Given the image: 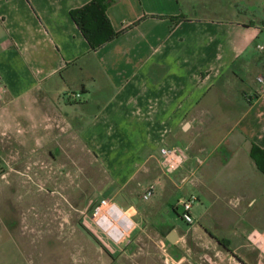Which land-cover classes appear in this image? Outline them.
<instances>
[{
  "label": "crops",
  "instance_id": "obj_1",
  "mask_svg": "<svg viewBox=\"0 0 264 264\" xmlns=\"http://www.w3.org/2000/svg\"><path fill=\"white\" fill-rule=\"evenodd\" d=\"M237 1L228 19L220 3L112 0L107 17L123 32L92 52L70 17L90 0H0V99L15 113L26 101L47 133L72 134L117 191L139 178L147 187L160 148L188 144L172 176H193L194 223H152L172 264H264V174L249 156L252 145L264 151V20L241 18Z\"/></svg>",
  "mask_w": 264,
  "mask_h": 264
},
{
  "label": "rangeland",
  "instance_id": "obj_2",
  "mask_svg": "<svg viewBox=\"0 0 264 264\" xmlns=\"http://www.w3.org/2000/svg\"><path fill=\"white\" fill-rule=\"evenodd\" d=\"M236 1L196 0L200 5L220 3L223 11L218 16L228 19L236 16ZM237 2L241 18L264 20V0ZM201 9L200 16H216L212 9ZM19 109L20 115L5 97L0 99V264H172L174 251L152 223L162 229L181 224L177 201L187 198L192 174L173 177L179 169L168 174L150 161L147 187L156 189L153 197L142 199L147 187L140 178L117 191L84 144L60 127L47 133L48 121L29 117L26 101ZM196 141L202 144L204 136L199 134ZM219 150L210 156H218ZM192 151L200 159L207 157L205 151ZM182 179L186 181L180 183ZM101 199L116 205L131 222L118 243L110 241L92 218V208ZM256 200L263 210L264 196Z\"/></svg>",
  "mask_w": 264,
  "mask_h": 264
},
{
  "label": "built area",
  "instance_id": "obj_3",
  "mask_svg": "<svg viewBox=\"0 0 264 264\" xmlns=\"http://www.w3.org/2000/svg\"><path fill=\"white\" fill-rule=\"evenodd\" d=\"M257 49L264 51V45L257 46ZM159 152V165L162 171L168 174L180 169L188 159L187 147H162ZM185 181L186 179H182L180 183H184ZM153 195L154 187L149 186L144 190L142 199L148 201ZM197 199V196L190 195L178 203V208H180L179 218L187 225L194 223L191 210ZM123 215V212L116 205L110 204L106 199L99 200L92 208V218L97 228L105 233L110 241L114 243L120 242L125 236L126 231L131 228V222ZM261 237L264 242V233L261 234ZM261 251L264 254V245Z\"/></svg>",
  "mask_w": 264,
  "mask_h": 264
},
{
  "label": "trees",
  "instance_id": "obj_4",
  "mask_svg": "<svg viewBox=\"0 0 264 264\" xmlns=\"http://www.w3.org/2000/svg\"><path fill=\"white\" fill-rule=\"evenodd\" d=\"M111 1L90 0L85 6L70 12L71 19L81 31L92 52L115 39L123 32H116L107 17L106 11ZM184 17V14H181L177 18H171V21L176 22ZM249 156L254 162L256 169L264 174V151L252 145Z\"/></svg>",
  "mask_w": 264,
  "mask_h": 264
},
{
  "label": "water",
  "instance_id": "obj_5",
  "mask_svg": "<svg viewBox=\"0 0 264 264\" xmlns=\"http://www.w3.org/2000/svg\"><path fill=\"white\" fill-rule=\"evenodd\" d=\"M176 237H177L176 234L174 232H171L169 236V241L173 243Z\"/></svg>",
  "mask_w": 264,
  "mask_h": 264
}]
</instances>
